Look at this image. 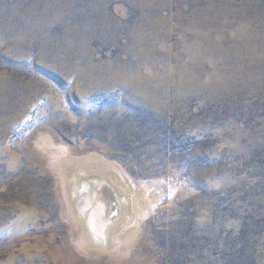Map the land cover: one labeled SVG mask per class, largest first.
Here are the masks:
<instances>
[{
	"label": "rangeland",
	"instance_id": "374dc122",
	"mask_svg": "<svg viewBox=\"0 0 264 264\" xmlns=\"http://www.w3.org/2000/svg\"><path fill=\"white\" fill-rule=\"evenodd\" d=\"M0 264H264V0H0Z\"/></svg>",
	"mask_w": 264,
	"mask_h": 264
},
{
	"label": "bare ground",
	"instance_id": "6f19581e",
	"mask_svg": "<svg viewBox=\"0 0 264 264\" xmlns=\"http://www.w3.org/2000/svg\"><path fill=\"white\" fill-rule=\"evenodd\" d=\"M116 185L113 181L111 183L102 178H93L90 180L87 179V181L80 185L75 184L73 190H71V197L75 200L74 202H76L77 205L76 211L78 215L84 217L87 224L90 240H96L97 243L102 246H104V244L108 245L110 221H120L119 219L123 218L127 206H130V204L127 203L129 199L126 198L122 200L120 197L124 191L122 189L124 188H118ZM135 198H133V201ZM115 214H117V217ZM139 218L140 216L137 217V220H139Z\"/></svg>",
	"mask_w": 264,
	"mask_h": 264
}]
</instances>
